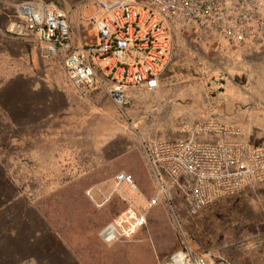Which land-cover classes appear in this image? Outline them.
Returning a JSON list of instances; mask_svg holds the SVG:
<instances>
[{"label":"rangeland","instance_id":"374dc122","mask_svg":"<svg viewBox=\"0 0 264 264\" xmlns=\"http://www.w3.org/2000/svg\"><path fill=\"white\" fill-rule=\"evenodd\" d=\"M27 5L64 13L73 49L97 44L95 0H0V264H163L209 251L264 264V184L192 214L145 153L148 141L184 140L206 121L264 145V45L216 52L194 31H173L161 88L119 107L104 89L69 82L66 53L47 55ZM121 174L137 190L119 185ZM131 211L145 219L133 234Z\"/></svg>","mask_w":264,"mask_h":264},{"label":"built area","instance_id":"2783aa9c","mask_svg":"<svg viewBox=\"0 0 264 264\" xmlns=\"http://www.w3.org/2000/svg\"><path fill=\"white\" fill-rule=\"evenodd\" d=\"M95 7L97 44L79 49H73L64 13L47 9L37 18H27L47 55L66 53L65 69L74 86L86 92L100 87L119 107L129 103L134 91L154 93L161 88L170 65L173 31H194L216 52L264 45V0H95ZM183 133L184 140L148 141L145 153L157 176L180 189L192 214L264 184V145L237 140L245 136L240 128L206 121ZM211 135L218 140H198ZM117 182L136 189L125 174ZM134 219L139 226L145 223ZM118 234L117 227L112 238L103 237L112 241ZM163 264L233 263L209 251L178 252Z\"/></svg>","mask_w":264,"mask_h":264},{"label":"bare ground","instance_id":"6f19581e","mask_svg":"<svg viewBox=\"0 0 264 264\" xmlns=\"http://www.w3.org/2000/svg\"><path fill=\"white\" fill-rule=\"evenodd\" d=\"M23 12L25 13V17H29V16H36V18L38 17L37 15V12L35 11V9H33L32 7H24L23 9ZM137 190V189H136ZM136 214L134 212H130V218L131 219H134L136 218ZM127 217V215H126ZM125 222V219H120L119 222H116V226L117 227H120L122 225V223ZM140 224H135L133 225V228L136 229L137 227H139ZM115 227V226H114ZM117 227L113 228V227H108L104 232H103V236H106V235H110V237L112 238V235L117 231ZM126 232V231H125ZM133 233H136L135 231ZM181 257V256H179ZM180 259V258H179Z\"/></svg>","mask_w":264,"mask_h":264},{"label":"crops","instance_id":"0c3cea01","mask_svg":"<svg viewBox=\"0 0 264 264\" xmlns=\"http://www.w3.org/2000/svg\"><path fill=\"white\" fill-rule=\"evenodd\" d=\"M95 26V25H94ZM69 80V79H68ZM69 82L73 85V83L69 80ZM95 90H98V91H102V89L100 88V87H97V89H95ZM102 92H104V91H102ZM105 93V92H104ZM124 184V183H123ZM123 184H121V185H123Z\"/></svg>","mask_w":264,"mask_h":264},{"label":"water","instance_id":"95a60500","mask_svg":"<svg viewBox=\"0 0 264 264\" xmlns=\"http://www.w3.org/2000/svg\"><path fill=\"white\" fill-rule=\"evenodd\" d=\"M110 227H113V228H115L113 224H112V225H110Z\"/></svg>","mask_w":264,"mask_h":264}]
</instances>
